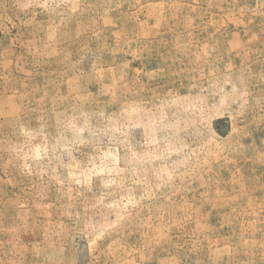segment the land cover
Here are the masks:
<instances>
[{
    "label": "rangeland",
    "instance_id": "374dc122",
    "mask_svg": "<svg viewBox=\"0 0 264 264\" xmlns=\"http://www.w3.org/2000/svg\"><path fill=\"white\" fill-rule=\"evenodd\" d=\"M0 264H264V0H0Z\"/></svg>",
    "mask_w": 264,
    "mask_h": 264
}]
</instances>
